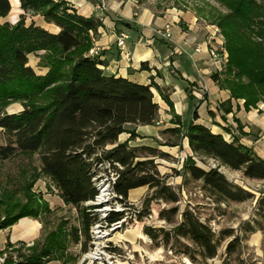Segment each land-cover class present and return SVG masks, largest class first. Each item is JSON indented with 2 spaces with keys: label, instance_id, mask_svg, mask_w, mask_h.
<instances>
[{
  "label": "trees",
  "instance_id": "obj_1",
  "mask_svg": "<svg viewBox=\"0 0 264 264\" xmlns=\"http://www.w3.org/2000/svg\"><path fill=\"white\" fill-rule=\"evenodd\" d=\"M19 1L25 14L40 15L60 31L54 34L35 23L27 25L25 14L15 24L0 21V113L12 103L21 102L24 107L17 114H0V129L6 135V144L0 145V161L9 160L18 152L40 155L42 169L62 200L78 211L79 227L73 228L69 237L72 243L81 246L82 252H87L91 229L100 221L97 210L102 207L86 206L100 193L97 184L100 167L107 165L113 170L112 190L120 203L128 200L131 191L142 187L154 190L149 202L179 201L156 163L157 158L167 154L150 146L132 147L130 142L138 137L135 132L130 133L127 141H118L128 125L154 126L157 122L159 105L153 89L170 107L174 115L172 123L177 125L161 134L178 137L181 129H185L192 153L184 163L185 173L194 181H201L219 202L243 203L255 198L250 191L229 182L219 168L239 171L247 179L264 182V160L236 141L229 142L208 127L195 124L197 112L194 121L184 127L173 110L172 100L153 79L151 84L144 85L106 74L104 62L90 54L98 29L103 26L99 19L80 15L65 0ZM228 8L229 13L219 21L228 52L226 77L224 80L216 74L213 77L230 92L232 100L244 101L243 107L249 112L264 104V0H233ZM11 9L10 0H0V20ZM32 54L39 55L40 65L48 69L45 75H38L29 66ZM142 69L148 70L146 63ZM195 158L212 159L219 166L205 170ZM257 205L258 214L264 215L263 196ZM171 213L177 215L178 209ZM182 216L174 237L188 240L199 253L185 255L192 261H196L195 255L203 260L216 258L221 241L231 234L216 239L195 212L188 209ZM25 217L36 218L39 214L23 210L6 219L0 229L11 228ZM160 217L172 221L163 212ZM123 218V211H111L104 223L111 225ZM63 244V238L50 240L40 251L19 254L18 264L57 260ZM239 244V237L228 244L224 264H232L231 257Z\"/></svg>",
  "mask_w": 264,
  "mask_h": 264
},
{
  "label": "rangeland",
  "instance_id": "obj_2",
  "mask_svg": "<svg viewBox=\"0 0 264 264\" xmlns=\"http://www.w3.org/2000/svg\"><path fill=\"white\" fill-rule=\"evenodd\" d=\"M130 1L157 15H171L169 23L172 26L173 18L179 17V21L174 23L181 29L190 24L198 28L204 34L211 58L213 61L214 57L217 59L216 75L224 80L228 52L219 21L229 13L228 4L233 0ZM29 66L38 75H45L48 71L40 65L39 55L29 56ZM154 94V99L158 100V92ZM23 109V104L16 102L7 106L0 114H17ZM258 109L263 111L264 104L260 103ZM192 116L191 113L184 115L185 126L190 123ZM158 125L157 122L154 124L155 127ZM126 130L121 140H128L130 133L135 132L138 137L131 141L135 146H150L167 154V157L157 158L156 163L167 184L177 193L179 201L169 203L158 199L149 202L154 190L148 187L131 191L125 203H120L113 196L109 197L108 203H103L102 209L97 210L100 221L94 225H97L95 229L92 227L91 241L84 253L81 246L72 243V238L69 237L70 231L79 227L77 209L62 200L55 184L44 173L38 153L18 152L13 158L0 161V226L6 219L16 217L23 210H35L39 217L20 219L16 224L18 227L15 234L29 232L26 226L28 219L38 222L40 226L36 236L26 242L12 241V227L0 229V264H18L19 254L40 251L50 240L62 238L64 249L58 253L60 258L47 264H224L227 246L235 237H239L240 244L231 257L232 264H237V260L242 264H264V215L257 211V201L261 196L264 197L263 181L247 179L242 172L220 167V172L229 182L250 191L255 198L243 203L219 202L204 188L201 181H194L183 169L185 161L192 155L189 144L187 145L188 139L185 138V129H181L178 137L160 133L143 136L132 125L126 126ZM169 142H177L178 145L171 146ZM5 144L6 135L0 129V145ZM195 159L197 165L205 170L219 166L212 159ZM112 174L113 170L107 165L99 168V190L107 186ZM89 205L94 203L86 204ZM109 208L124 212L123 224L119 229L113 230L104 223ZM174 208L178 209V214L173 216L171 211ZM188 209L211 228L216 239H221L227 233L231 234L221 241L216 258L203 260L195 255L196 261H192L185 254H199L196 247L188 240L174 237L175 227L182 222V215ZM162 212L165 216L172 217V221L162 219ZM98 227L100 228L97 229ZM99 237L102 239L94 240ZM93 243H97L101 254H89L95 247Z\"/></svg>",
  "mask_w": 264,
  "mask_h": 264
},
{
  "label": "crops",
  "instance_id": "obj_3",
  "mask_svg": "<svg viewBox=\"0 0 264 264\" xmlns=\"http://www.w3.org/2000/svg\"><path fill=\"white\" fill-rule=\"evenodd\" d=\"M65 1L80 15L95 17L102 22L103 26L98 29L92 50L104 62L102 68L106 74L144 85L151 84L153 79L172 100L173 110L181 118L184 127V115H194L197 112L198 119L194 121L192 118L190 123L194 121L195 124L204 125L227 141H236L252 150L257 157L264 160V113L260 109L245 111L244 101L232 100L230 92L215 81L213 75L216 74L217 64L211 58L204 34L198 28L190 24L181 29L175 25V21L180 18L174 17L173 36L166 40L159 31L171 22L172 16L169 14L157 15L130 0H108L104 11L97 8L95 0ZM10 3L11 12L0 20L1 23L4 21L15 24L19 16L25 14L19 0H10ZM25 16L27 25L35 23L54 34L60 31V28L48 24L40 15ZM122 34L128 37L123 42L120 41ZM197 48L199 52L196 51ZM144 63L148 70L142 69ZM205 87L207 92L204 91ZM155 92L153 89V93ZM157 95V122L160 124L156 127L137 126L143 136L158 135L166 129L177 127L172 123L170 107L159 93ZM124 134L120 135L119 143L127 141L126 138L121 140ZM130 145L136 147L133 142ZM26 226L29 229L27 234H15L18 226L12 227L13 242H26L36 236L39 223L28 219Z\"/></svg>",
  "mask_w": 264,
  "mask_h": 264
},
{
  "label": "built area",
  "instance_id": "obj_4",
  "mask_svg": "<svg viewBox=\"0 0 264 264\" xmlns=\"http://www.w3.org/2000/svg\"><path fill=\"white\" fill-rule=\"evenodd\" d=\"M96 2H97V8H98L99 10H103V11L106 10L107 5H108V3H107L106 0H96ZM159 34H160L164 39H166V40L171 39L172 36H173V26H172V24L167 23V24L162 28V30L159 31ZM126 39H128V37H127L126 35L122 34V35H121V39H120V41L123 42V41L126 40ZM121 44H122V43H121ZM196 51L199 52V51H200L199 48H197ZM211 53H212L213 56H215L214 52H211ZM90 54L96 56V55H97V52H96L95 50H91ZM214 61H215V63L217 64V59H216L215 57H214ZM204 91L207 92L208 89L205 87V88H204ZM157 123L160 124L159 122H157ZM114 179H115L114 174H112V177H111V179L109 180V183H108L107 186L104 188V189H107V190H108V191H107V194H106V195H103V191H102V190H104V189H100V194L96 197V199H95L94 201H92V203H94V205L102 206L103 203H108V201H109V197H111V196H113V197L116 199V195L114 194V191L112 190V185H111L112 182L114 181ZM100 186H101V185L99 184L98 187H100ZM101 209H102V208H101ZM111 211L118 212L117 210H115V209H112V210H111L110 208H109V210H108L107 212H111ZM122 224H123V220H121V221H119V222H116V223H114V224H111L110 226H111V228H112L113 230H116V229H119V228L121 227ZM96 227H97V225L94 226L93 229H95ZM99 228H100V227H98L97 229H99ZM99 232H101V231L99 230ZM100 239H102V238H101V237H99V238H94V240H96V241H99ZM93 245H94L95 247H94L93 250H91V252H90L89 254H101V253L99 252V248L97 247V243H93ZM94 260H95V259H94Z\"/></svg>",
  "mask_w": 264,
  "mask_h": 264
},
{
  "label": "bare ground",
  "instance_id": "obj_5",
  "mask_svg": "<svg viewBox=\"0 0 264 264\" xmlns=\"http://www.w3.org/2000/svg\"><path fill=\"white\" fill-rule=\"evenodd\" d=\"M102 191H103V195H106L108 190L107 189H104Z\"/></svg>",
  "mask_w": 264,
  "mask_h": 264
}]
</instances>
